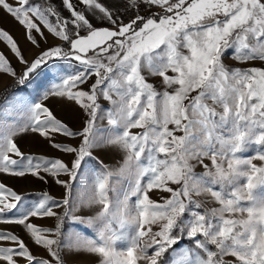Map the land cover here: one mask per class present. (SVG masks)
I'll use <instances>...</instances> for the list:
<instances>
[{"label":"snow or ice","instance_id":"6c2138e0","mask_svg":"<svg viewBox=\"0 0 264 264\" xmlns=\"http://www.w3.org/2000/svg\"><path fill=\"white\" fill-rule=\"evenodd\" d=\"M122 2L115 10L107 0H0L33 47L47 41L45 32L61 41L28 58L0 26V43L22 66L18 73L0 51V74L33 85L40 97L19 98L23 122L0 126V175L51 177L65 190L60 200L44 192L25 204V195L0 181V222L23 226L48 254L37 256L20 236L0 230V264H80L71 257L83 255L90 257L84 264H167L185 240L191 246L172 264H264V67L225 63L264 62V0ZM145 71L161 78L163 91ZM50 98L76 105L81 127L58 118ZM104 119L107 129L98 123ZM29 133L71 159L26 154L16 138ZM87 161L98 166L89 194L74 198ZM126 175L132 180L123 198L110 197ZM154 190L168 195L154 200ZM93 207L94 215L77 214ZM45 217L54 228L31 222ZM66 220L93 229L95 238L66 231Z\"/></svg>","mask_w":264,"mask_h":264},{"label":"rangeland","instance_id":"374dc122","mask_svg":"<svg viewBox=\"0 0 264 264\" xmlns=\"http://www.w3.org/2000/svg\"><path fill=\"white\" fill-rule=\"evenodd\" d=\"M54 2L56 4H59V0H54ZM107 2L115 10H121L124 6L122 0H107ZM63 14L65 16L68 15L66 11ZM142 14H146V13L142 12ZM129 15H131V13H129ZM0 18H2V23H0V26L10 31V33L13 34L15 38H17L18 42L25 51V55L28 58H32L33 56L39 54V52L42 51L43 49L61 43L60 40L54 38L51 34L45 32V35L47 36V41L46 42L42 41L41 47L35 48L24 39V35H23L24 29L11 16L7 15L3 10H0ZM124 19L127 20L128 16H125ZM0 51H4L5 54L9 57V59L12 60L14 67L19 73L22 70V66L14 58L9 48L4 43H0ZM228 55L229 57L231 56V50H229ZM225 63L228 64L230 67H242V68L253 67V66L264 67V62L259 60L253 61L251 63L241 64L229 58L225 60ZM43 72L46 73V75H42L41 79L47 81L50 78L51 74L47 73L46 69H44ZM144 74L149 80V82L156 85L158 90L163 91V89L160 88V81H161L160 77L150 76L147 73V71H145ZM12 85H16L15 89H13L9 93V95L0 103V109H3V113H4L3 115H0V126H4V125L11 126L13 124L23 122L24 113L23 110L19 107V104L17 103L19 98L35 97L37 100L40 98L39 94H37L34 91L33 85L22 87L15 84L10 76L0 74V92L6 87H10ZM43 91L44 89H41V92ZM45 103L47 104L48 107H50L53 110L54 114L57 115L58 118H61L62 120L67 122L71 127H73L74 129H79L81 127L82 121L84 119V115L76 105L56 98H50ZM101 103L105 109L110 107L107 101L102 100ZM98 123L102 128L105 129L108 128V122L106 119L100 120L98 121ZM133 131H139V130L136 129ZM16 142L18 146L21 148V150L26 154L43 155L49 158L62 157L65 160L71 159V157L63 156L61 152L51 147L47 140L39 137L37 134L29 133V134L21 135L16 138ZM68 142L75 143V141L72 140H69ZM254 151H255V146L249 149L248 152L244 153V155H252ZM101 158L104 159L105 164H108L110 167L118 166L110 156L108 157L101 156ZM117 159H119V157H117ZM254 162L257 164L260 163L258 160H254ZM204 163L209 164V166H211V162L207 158L204 159ZM94 167H98V166H95L92 161H87L83 165V169H82L83 175L77 178L75 187L73 189L72 195L74 198L80 194H83L85 196L89 194V190L92 185V169ZM194 170L196 173H202L204 171V168L201 165L197 164ZM61 178L67 179V177H61ZM131 180L132 177L127 175L120 177L118 182L114 184V191L109 192V196L112 198H115L117 196L123 198V192L124 190L127 189ZM0 181L12 187L19 194L25 195L27 197V199L25 200V204L29 202H33V203L36 202L40 198V194L44 192H47L57 200L62 199L65 195L64 188L61 187L59 184H57L51 177H48L47 182H45L31 175H28L25 178H18L4 174V175H0ZM217 190H219L218 186H217ZM167 195H168L167 193L154 190L151 193V198L162 202L161 197H167ZM200 199L204 200L206 202V206L208 207H219L218 203L211 201L209 197H200ZM132 202H134V199L133 201H130V203ZM53 210L57 211V209L55 208ZM98 210H99L98 207H93L91 210H78L77 214L94 215L95 212ZM16 215H19V213H16ZM31 222L45 228H54L56 224V221L53 218H46V217L33 218ZM0 230L11 231L15 233L16 235L24 239L25 243L34 254L40 257L48 258L47 252L43 249V247L35 245V243L30 239L29 235L24 230L23 226L17 225L15 223L0 222ZM65 230L78 231L89 237L95 238V231L93 229L86 228L84 226H76L72 223L71 220H66ZM154 230L157 229L154 227ZM5 246H10V245L6 244ZM122 246H123L122 244L117 245V247H122ZM190 246L191 245L188 240H185L183 242V245L175 246V248L177 249V253H172L165 256V260L167 261V264H172L173 256L178 255L179 252H182L184 247H190ZM89 258L90 257L88 255L71 257L72 260L79 261L80 264H84V262H86ZM91 258L95 259V257H91ZM21 264H25V261L21 260Z\"/></svg>","mask_w":264,"mask_h":264},{"label":"trees","instance_id":"16d2710c","mask_svg":"<svg viewBox=\"0 0 264 264\" xmlns=\"http://www.w3.org/2000/svg\"><path fill=\"white\" fill-rule=\"evenodd\" d=\"M16 85H12L10 87H6L0 92V103L9 95V93L15 89Z\"/></svg>","mask_w":264,"mask_h":264}]
</instances>
